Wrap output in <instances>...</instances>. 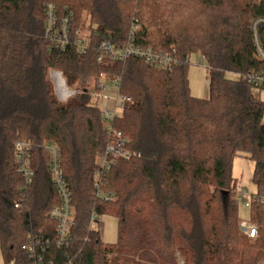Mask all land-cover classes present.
Listing matches in <instances>:
<instances>
[{
	"label": "trees",
	"instance_id": "obj_1",
	"mask_svg": "<svg viewBox=\"0 0 264 264\" xmlns=\"http://www.w3.org/2000/svg\"><path fill=\"white\" fill-rule=\"evenodd\" d=\"M49 3L58 15L73 13L71 38L87 23L86 55L50 49L43 36ZM256 19H264V0H0L3 264H31L22 250L31 236L54 239L48 212L58 198L45 153L36 147L45 141L59 149L74 212L68 246L47 250L56 264H237L243 247L264 251V201L249 208L257 234L250 245L238 226L231 177L233 158L243 155L254 163L256 194L264 192V103L235 76L264 70L252 41ZM134 20L139 31L133 44L157 52L174 47L176 66L156 70L136 58L96 61L103 38L117 49L126 45ZM192 54L206 67L205 98L190 94ZM49 70L60 71L68 85L113 74L119 93L130 99L114 121L129 157L104 177L101 192L112 194L107 201L96 197L93 181L95 159L108 143L100 110L87 94L59 103ZM17 140L34 146L29 185L17 173ZM105 215L117 222L112 245L97 229Z\"/></svg>",
	"mask_w": 264,
	"mask_h": 264
},
{
	"label": "built area",
	"instance_id": "obj_2",
	"mask_svg": "<svg viewBox=\"0 0 264 264\" xmlns=\"http://www.w3.org/2000/svg\"><path fill=\"white\" fill-rule=\"evenodd\" d=\"M44 18V39L49 43L50 49L64 53L68 48H73L78 55L84 56L90 48L87 37H83L77 32L71 38V24L73 13L66 11L64 15H58L53 4H46L43 8ZM139 26L134 20L130 26L126 45L117 49L109 38H103L97 48L96 61L123 63L128 58H136L145 65L156 70H169L178 64L175 57L174 47H170L166 52H157L151 48H140L133 44ZM252 41L256 58L264 61V19H256L251 24ZM92 35L96 36L95 30ZM204 63V62H203ZM199 65L203 66L201 62ZM205 68V64L203 66ZM242 78L252 88L264 90V70L251 71L246 74H235ZM89 96L98 101L103 120V131L108 138L103 153L98 158L97 168L93 175L96 197L107 201L112 198L111 193H102L101 186L104 177L107 176L110 168L118 159H127L128 152L124 149V139L119 131L114 128V121L120 112L127 106L130 99L119 93V78L102 79L95 85V89L89 92ZM110 105V106H109ZM44 151L47 156V169L50 175L53 189L58 198V204L53 206L48 212V217L54 222V239L41 238L34 235L28 238L23 244L22 250L31 264H56L54 258H47V250L51 244L56 248L67 247L70 240V227L73 222L72 194L63 177L61 168V158L57 145L50 141H45L36 146ZM34 146L26 140H17L14 144V159L17 173L23 178L25 185L32 181L33 171L30 167V157ZM235 199L238 204L249 209L255 203H263L264 192L261 194L249 193L244 188L236 189ZM97 218L91 215L90 226H95L94 220ZM239 229L250 240L256 238V227L249 221H239ZM66 258V256H65ZM8 264H14L9 262ZM64 264H72L66 260Z\"/></svg>",
	"mask_w": 264,
	"mask_h": 264
},
{
	"label": "rangeland",
	"instance_id": "obj_3",
	"mask_svg": "<svg viewBox=\"0 0 264 264\" xmlns=\"http://www.w3.org/2000/svg\"><path fill=\"white\" fill-rule=\"evenodd\" d=\"M86 20L84 19V22ZM81 35L83 37H87L90 34V30L88 29L87 23L84 24L83 29L81 30ZM201 62L204 66V61L198 56L197 54H192L189 57V63L190 65H198V63ZM202 66V67H203ZM204 75L207 78V71L206 67L204 68ZM115 77L113 74L109 73H101L96 78H91L86 80L84 83L75 82L72 85H68L64 76L62 73L58 70H49L47 72V79L52 83L53 86V92L54 97L57 99L59 103L65 104L67 103L71 98L74 96L80 95V94H87L89 95V92L94 91L95 85L98 81L104 79H110ZM233 77V76H232ZM252 94L261 102L264 103V90L259 91L252 89ZM207 95H205L206 97ZM93 103L98 107V101L93 99ZM110 106V105H109ZM264 122V117H263ZM100 155H98L95 159V165L98 163V158ZM46 162H47V156L45 154ZM254 163L246 158L243 155H238L233 158L232 165H231V177L235 183V188H244L249 193L256 194L257 188L252 183V173H253ZM237 214L241 221H249V209L244 208L243 205L238 204L237 206ZM250 223V222H249ZM252 224V223H250ZM255 226L254 224H252ZM256 227V226H255ZM254 240H249L250 245L254 244ZM256 254L258 256V259L253 261L252 256ZM0 264H3L2 256L0 254ZM237 264H264V251L256 250L251 247H243L241 249L240 253V260Z\"/></svg>",
	"mask_w": 264,
	"mask_h": 264
},
{
	"label": "crops",
	"instance_id": "obj_4",
	"mask_svg": "<svg viewBox=\"0 0 264 264\" xmlns=\"http://www.w3.org/2000/svg\"><path fill=\"white\" fill-rule=\"evenodd\" d=\"M190 94L194 98H205L208 95V80L204 75L201 65H190L187 73ZM207 97V96H206ZM97 229L100 240L107 245H112L117 239V222L111 216H102L98 219Z\"/></svg>",
	"mask_w": 264,
	"mask_h": 264
},
{
	"label": "water",
	"instance_id": "obj_5",
	"mask_svg": "<svg viewBox=\"0 0 264 264\" xmlns=\"http://www.w3.org/2000/svg\"><path fill=\"white\" fill-rule=\"evenodd\" d=\"M224 194H225V192H224Z\"/></svg>",
	"mask_w": 264,
	"mask_h": 264
}]
</instances>
